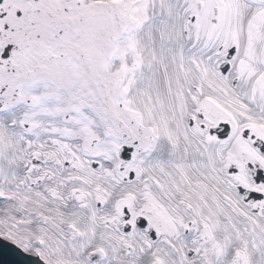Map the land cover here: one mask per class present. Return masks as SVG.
<instances>
[{"label": "snow or ice", "instance_id": "obj_1", "mask_svg": "<svg viewBox=\"0 0 264 264\" xmlns=\"http://www.w3.org/2000/svg\"><path fill=\"white\" fill-rule=\"evenodd\" d=\"M0 264H264V0H0Z\"/></svg>", "mask_w": 264, "mask_h": 264}]
</instances>
